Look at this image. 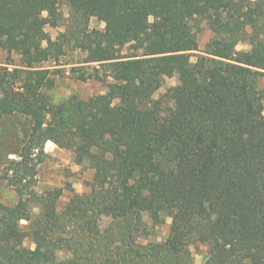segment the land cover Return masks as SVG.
Instances as JSON below:
<instances>
[{
  "label": "trees",
  "instance_id": "1",
  "mask_svg": "<svg viewBox=\"0 0 264 264\" xmlns=\"http://www.w3.org/2000/svg\"><path fill=\"white\" fill-rule=\"evenodd\" d=\"M67 1L53 40L58 0H0V48L22 62L0 67V118L30 124L2 169L18 201L0 200V264H197L192 246L206 247L202 264H264V0ZM203 24L212 36L193 62ZM68 45L101 65L104 94L52 102L39 64ZM169 74L178 83L157 96ZM49 141L94 170L64 206L63 188H35ZM144 213L171 219L164 241L139 242Z\"/></svg>",
  "mask_w": 264,
  "mask_h": 264
},
{
  "label": "rangeland",
  "instance_id": "2",
  "mask_svg": "<svg viewBox=\"0 0 264 264\" xmlns=\"http://www.w3.org/2000/svg\"><path fill=\"white\" fill-rule=\"evenodd\" d=\"M59 8L63 14L59 27H46L47 33L55 40L60 33L65 32L66 24L70 16V7L67 0H58ZM90 29L104 30L105 24L96 18H91ZM203 30L199 34V51L192 53L191 60L196 61L197 57L203 55V51L209 42L212 33L203 24ZM46 46V44H44ZM247 44L238 45V50H248ZM65 54L58 59H49L39 64L40 68L48 69L52 77L56 79V86L49 90L51 100L54 104H60L72 96L82 100H89L94 96L104 94L107 91V84L112 80H106V73L99 64H86L87 54L80 49H75L73 45L65 47ZM129 46L123 48L122 53L128 54ZM0 67L13 70L16 67L21 68V56L12 52L9 53L0 48ZM85 74L86 80H82L81 75ZM178 83L177 76L169 74L165 77L162 88L157 96L165 93L168 88ZM261 86H264V78L261 79ZM30 129V124L25 117L19 115L4 116L0 118V200L6 205H14L18 201L15 190L8 187L6 181L2 178V169L8 161L19 160L16 152L21 150L22 139L25 130ZM38 155L34 162L36 165L35 188L42 192L50 187H61L64 189V196L60 201V206L68 201L70 196L69 188H73L78 193L86 190L87 183L92 180L94 170L88 168V165H78L75 163L74 155L70 150L59 148L54 142H47L42 153L36 151ZM38 213V210H35ZM144 221L148 229V235L141 237L139 242L147 244L148 242L164 241L169 233L171 219L167 218L165 223L158 226L154 225L148 213H144ZM109 223V219H103V226ZM23 225L26 221L22 222ZM25 245L32 247L30 240H26ZM192 252L197 264H202L206 260L207 249L204 246L195 248L192 246Z\"/></svg>",
  "mask_w": 264,
  "mask_h": 264
}]
</instances>
